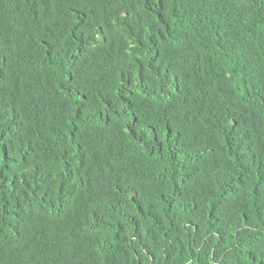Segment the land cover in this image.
I'll list each match as a JSON object with an SVG mask.
<instances>
[{
	"label": "trees",
	"instance_id": "obj_1",
	"mask_svg": "<svg viewBox=\"0 0 264 264\" xmlns=\"http://www.w3.org/2000/svg\"><path fill=\"white\" fill-rule=\"evenodd\" d=\"M0 264H264V0H0Z\"/></svg>",
	"mask_w": 264,
	"mask_h": 264
}]
</instances>
